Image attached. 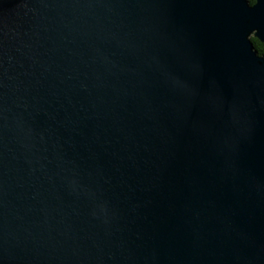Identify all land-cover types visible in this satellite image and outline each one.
Instances as JSON below:
<instances>
[{
    "label": "water",
    "instance_id": "1",
    "mask_svg": "<svg viewBox=\"0 0 264 264\" xmlns=\"http://www.w3.org/2000/svg\"><path fill=\"white\" fill-rule=\"evenodd\" d=\"M264 0H0V264H264Z\"/></svg>",
    "mask_w": 264,
    "mask_h": 264
},
{
    "label": "trees",
    "instance_id": "2",
    "mask_svg": "<svg viewBox=\"0 0 264 264\" xmlns=\"http://www.w3.org/2000/svg\"><path fill=\"white\" fill-rule=\"evenodd\" d=\"M252 3L254 2V0H250ZM255 49L258 51L259 55L264 56V43H259L256 39H251Z\"/></svg>",
    "mask_w": 264,
    "mask_h": 264
}]
</instances>
